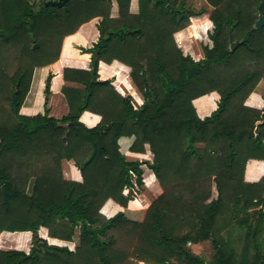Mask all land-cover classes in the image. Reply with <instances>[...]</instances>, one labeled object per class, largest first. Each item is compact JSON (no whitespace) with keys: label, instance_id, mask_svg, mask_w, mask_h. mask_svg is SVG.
I'll return each instance as SVG.
<instances>
[{"label":"trees","instance_id":"1","mask_svg":"<svg viewBox=\"0 0 264 264\" xmlns=\"http://www.w3.org/2000/svg\"><path fill=\"white\" fill-rule=\"evenodd\" d=\"M49 1L0 0V264H264V177L244 179L249 160H264V108L246 106L264 80V27H255L264 0H208L212 12L138 0V14L132 0ZM97 18L99 41L83 49L90 70L63 71L67 112L52 114L50 75L45 113L22 115L35 70L57 63L64 39ZM189 27L202 60L175 42ZM113 61L131 69L139 110L99 79L100 62ZM214 92L218 109L201 119L193 101ZM85 112L100 124L87 128ZM123 137L134 138L132 153L149 146L153 162L128 161ZM63 161L79 168L81 183L64 178ZM144 165L162 195L143 222L124 213L107 219L109 200L127 208L137 199ZM77 230L74 251L48 243L72 242ZM207 241L211 262L188 247ZM22 246L28 251L12 249Z\"/></svg>","mask_w":264,"mask_h":264},{"label":"crops","instance_id":"2","mask_svg":"<svg viewBox=\"0 0 264 264\" xmlns=\"http://www.w3.org/2000/svg\"><path fill=\"white\" fill-rule=\"evenodd\" d=\"M186 4L190 12H212L215 8L208 0H178ZM131 13H139L138 0H132ZM261 15V14H260ZM112 16H118V5L113 2ZM263 16V15H262ZM101 19L97 18L93 21L84 24L75 34L68 36L64 39L60 59L57 63L45 67L38 68L34 72V77L31 85L30 92L21 109V114L28 117L43 115L45 113L46 103V86L47 80L51 75V92L53 93L51 99L52 114L55 116H62L67 112V104L61 93L65 83L63 81L64 69H76L89 71L91 66V54L84 53L83 49L92 48L95 43L99 41L100 31L98 26ZM175 42L178 48L185 56L192 57L195 61L204 59V52L193 32L192 27L177 32L174 35ZM131 69L119 61H113L111 64L100 62L99 76L101 81H111L115 90L123 97H131L133 107L139 110L144 105V99L140 92L134 85L130 77ZM38 85V86H37ZM220 102V95L216 92L200 97L193 101L198 116L201 119L210 117L217 109ZM246 106L262 110L264 108V80H262L256 91L250 96L246 102ZM80 121L87 128H94L101 122L99 115L91 112H85ZM134 142V138L123 137L119 140L121 153L130 162L139 161L141 163L151 164L153 162V155L150 147L146 146L145 154H135L130 151ZM63 175L67 181L81 183L83 181L82 174L78 167L72 161H63L62 163ZM144 171V183L146 190L150 193L161 191L157 186V179L153 171L147 165L142 166ZM151 178L155 183L150 186L148 178ZM264 177V160H249L246 165L244 179L247 183H257ZM141 192V190L139 191ZM143 197V196H142ZM147 198V197H146ZM145 199V197L143 198ZM143 201V200H142ZM138 198L124 208L113 200H109L101 210L103 216L107 219L113 218L119 213H124L129 219L135 220L136 217L141 215V209ZM147 210V209H145ZM146 213V212H145ZM144 213V215H145ZM143 215V214H142ZM145 217V216H143ZM144 219V218H143ZM142 219V220H143ZM77 233V232H76ZM79 237V235H78ZM55 243L56 246L67 247L69 243L57 239L49 238ZM196 246V245H194Z\"/></svg>","mask_w":264,"mask_h":264},{"label":"rangeland","instance_id":"3","mask_svg":"<svg viewBox=\"0 0 264 264\" xmlns=\"http://www.w3.org/2000/svg\"><path fill=\"white\" fill-rule=\"evenodd\" d=\"M193 29V32L194 34L196 35L195 33V30H194V27H192ZM202 47V45H201ZM203 49V48H202ZM9 61V64H8V69L10 71V73H13V71L15 70V63L13 61V56L10 57V59L8 60ZM148 178V177H147ZM155 183L154 180H152L151 178H148V184L150 186H152L153 184ZM157 186L159 188H161L158 180H157ZM163 191H162V188H161V191H157V192H148L146 190V187H145V183H144V187L141 189V192H139V207L141 209V215L139 217H136L135 220L133 221H137V222H143L145 217H146V213H147V210L148 208L153 204V202H155L161 195H162ZM143 196V197H142ZM213 196L214 198L217 197V192L216 190L214 189L213 191ZM145 197V199H143ZM147 197V198H146ZM138 198V197H137ZM143 200V201H142ZM147 209V210H145ZM146 212V213H145ZM145 213V215H144ZM143 214V215H142ZM145 216V217H143ZM144 218V219H143ZM143 219V220H142ZM131 220V219H130ZM79 231L77 230V233L74 237V240L72 242H67L69 243L70 246H67L70 250L74 251L76 249V247L78 246V243H79ZM20 237V236H18ZM48 243L51 244V243H55L53 242L52 240H48ZM53 245V244H51ZM55 245V244H54ZM196 255L202 257L205 261L207 262H211L213 260V257L215 255V250L211 244L210 241H207V242H203V243H200L196 246L192 245V244H189L188 246ZM12 249H24L25 251H28V248L26 246H22V247H12ZM135 264H146V263H143V262H137V261H134Z\"/></svg>","mask_w":264,"mask_h":264},{"label":"water","instance_id":"4","mask_svg":"<svg viewBox=\"0 0 264 264\" xmlns=\"http://www.w3.org/2000/svg\"><path fill=\"white\" fill-rule=\"evenodd\" d=\"M69 1L70 0H57V1L53 0V1L47 2L46 6L47 7L48 6H53V7H60L61 8V7H64ZM258 10L259 9L256 8V11H257V13H256L257 22H256L255 27H256V29L259 30V29H262L264 27V16L260 15ZM31 36L33 37V35H31ZM237 46H238L237 43L233 44L232 45V50L235 49ZM34 48H38V45L36 44L34 46Z\"/></svg>","mask_w":264,"mask_h":264},{"label":"bare ground","instance_id":"5","mask_svg":"<svg viewBox=\"0 0 264 264\" xmlns=\"http://www.w3.org/2000/svg\"><path fill=\"white\" fill-rule=\"evenodd\" d=\"M38 86V85H37Z\"/></svg>","mask_w":264,"mask_h":264}]
</instances>
